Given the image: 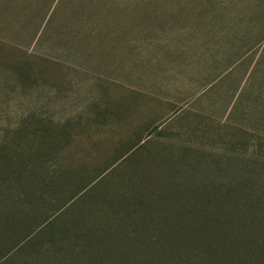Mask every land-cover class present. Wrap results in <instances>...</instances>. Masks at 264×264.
<instances>
[{
	"label": "rangeland",
	"instance_id": "1",
	"mask_svg": "<svg viewBox=\"0 0 264 264\" xmlns=\"http://www.w3.org/2000/svg\"><path fill=\"white\" fill-rule=\"evenodd\" d=\"M2 172L0 264L36 262L20 249L26 239L61 226L256 234L258 249L250 239L238 246L242 263L255 264L264 254V0H0ZM102 192L154 205L124 215L89 199ZM209 257L195 264H224Z\"/></svg>",
	"mask_w": 264,
	"mask_h": 264
},
{
	"label": "trees",
	"instance_id": "2",
	"mask_svg": "<svg viewBox=\"0 0 264 264\" xmlns=\"http://www.w3.org/2000/svg\"><path fill=\"white\" fill-rule=\"evenodd\" d=\"M0 175H3L0 179H6L4 172ZM13 177L17 185L22 188L23 198L26 200L33 199L35 192L29 193V188L26 189L27 186H20L29 184L27 177L20 171L16 173V176L13 173ZM242 182L245 186H252L251 184H253L249 178ZM230 191L232 192V190L225 191V193L221 192L211 201L219 203L222 200H228L231 197ZM192 198L198 199L195 195ZM89 199H94L97 204L116 207L117 213L124 215L128 214L130 209L138 212L142 206L152 207L154 205L153 197L128 196L122 192L116 193L115 196L102 192L92 197L89 196ZM206 215L205 212L198 214V216ZM0 216L3 217L4 214H0ZM198 224L203 229L209 228V233L219 227L212 221H199ZM65 227L68 228L67 226L50 227V230H55L52 231L53 234H31L22 248H20L21 245L18 248L23 250L25 247L27 251H36L40 258L36 262L27 261L24 264H153L151 258L146 259L145 257L147 251L148 254L157 256V259L160 258L157 260L159 264H195L194 258H202L203 254L210 255V260L214 258L224 261V264H243V258L238 253V246H242V242L245 243L246 240L250 239L251 251L258 249L257 247L253 248V244L257 242L256 234H253L254 236L250 234L243 239L237 234H188L187 229L181 230L180 234H147L149 229L144 228L139 234H126L125 236L103 234V232H101L102 234L88 232L72 234L73 229L64 230ZM190 233L192 232L190 231ZM232 235H235V239ZM175 240H177V245L174 244ZM159 242L162 243L160 248L164 245L162 250L158 247ZM258 244L260 246V243ZM142 255L145 259H142ZM259 256L260 252H256L255 264L264 262V254L262 253L261 260ZM208 264L213 263L209 261Z\"/></svg>",
	"mask_w": 264,
	"mask_h": 264
}]
</instances>
